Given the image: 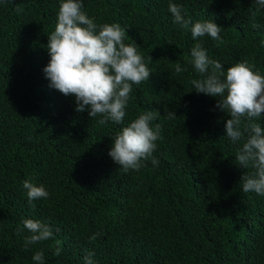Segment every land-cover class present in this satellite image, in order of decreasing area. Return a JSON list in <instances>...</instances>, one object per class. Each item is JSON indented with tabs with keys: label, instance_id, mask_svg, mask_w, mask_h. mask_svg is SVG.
Listing matches in <instances>:
<instances>
[{
	"label": "trees",
	"instance_id": "16d2710c",
	"mask_svg": "<svg viewBox=\"0 0 264 264\" xmlns=\"http://www.w3.org/2000/svg\"><path fill=\"white\" fill-rule=\"evenodd\" d=\"M81 2L98 28H125V43L140 46L152 73L133 85L123 123L102 125L75 111L74 97L51 88L43 72L61 0H0V264H37L40 250L44 264H84L89 253L94 264H264V196L242 191L251 171L235 163L242 142L226 136L230 117L217 98L193 89L202 78L189 63L197 41L168 6L222 28L223 43L199 42L225 71L246 60L262 76L264 8L253 17L255 0ZM177 62L185 71H175ZM148 110L160 114L152 122L161 129L159 163L124 171L108 155L112 139ZM170 110L176 117L167 118ZM254 122L264 127V115ZM25 180L44 185L48 198L29 201ZM24 219L49 225L53 236L25 247L32 233Z\"/></svg>",
	"mask_w": 264,
	"mask_h": 264
},
{
	"label": "clouds",
	"instance_id": "9594fccd",
	"mask_svg": "<svg viewBox=\"0 0 264 264\" xmlns=\"http://www.w3.org/2000/svg\"><path fill=\"white\" fill-rule=\"evenodd\" d=\"M5 3L8 0H4ZM11 2L15 5L14 0ZM258 8L252 13L257 15L264 8V0H255ZM173 23L188 29L192 39L197 41L190 52L189 63L202 78L190 83L197 93L217 98L216 108L230 118L225 122L226 136L233 142H242L235 154V163L248 171L240 178L242 191L255 192L264 196V127L254 122V118L264 115V76L253 71L254 65L248 61L237 62L224 70L219 61L211 59L200 38L205 35L223 43L222 28L212 20L192 22L182 14V8L169 3ZM15 11L23 8L16 5ZM259 27V25H253ZM130 39L126 29L118 23L98 26L83 10L81 0H61L57 13V24L48 36L47 50L50 56L43 68L49 86L65 96L75 99V111L87 110L90 118L100 116V124L113 122L122 124L126 107L133 92V85L139 86L148 81L152 73L145 61L140 46ZM149 61L151 57L149 56ZM177 73L185 71L177 62ZM159 112L148 110L123 127L112 139L108 155L124 171L139 170L143 161L151 160L156 142L161 139L160 125L153 127L152 122ZM176 117L174 111L167 118ZM29 201L47 199L48 191L44 185H35L28 180L23 182ZM34 207V205H33ZM23 228L32 235L24 238L25 247L42 242L53 236L52 228L38 219H24ZM18 230L17 234H20ZM99 233L90 237L95 240ZM61 249L57 247L56 255ZM92 253L84 257V264H94ZM32 259L44 264L43 250L37 251Z\"/></svg>",
	"mask_w": 264,
	"mask_h": 264
}]
</instances>
